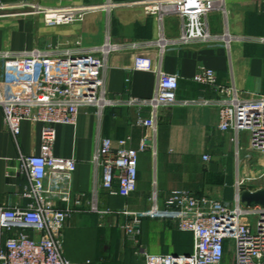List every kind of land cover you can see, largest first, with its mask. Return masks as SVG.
<instances>
[{
  "label": "crops",
  "instance_id": "crops-1",
  "mask_svg": "<svg viewBox=\"0 0 264 264\" xmlns=\"http://www.w3.org/2000/svg\"><path fill=\"white\" fill-rule=\"evenodd\" d=\"M142 1L146 0H0V52L18 54L39 49L52 55H80L108 39L119 46L118 52L106 58L99 56L106 65L103 77L107 98L123 104L106 108L99 116L92 108L81 109L75 126L55 127L52 155L75 160L71 190L85 196L63 233L65 257L75 264H143L141 249L158 256L193 252L192 234L168 222L142 220L136 245L129 242L122 229L124 217L113 215L99 225L98 216L88 211L86 201L101 178L92 164L100 138L114 144L126 140L129 148L137 150L147 137L153 146L138 156L135 192L128 198L101 193L102 208L139 212L150 208L153 195L161 206L175 191L231 201L237 191L236 150L246 148L247 135L217 129V107L200 103L215 95L192 78L201 70L211 69L220 84L234 86L244 98L264 95V44L259 41L264 35V0H224L205 15L208 33L226 35L228 45L191 43L172 50L162 49L157 43L161 37L172 40L180 36V18L146 16L140 6H130ZM32 7L90 11L81 22L46 26L42 15ZM137 53L152 58L153 72L132 70ZM155 70L176 75L178 88L177 104L158 111L153 133L137 124L139 118L149 117V109L126 102L152 98L157 85ZM13 75L14 60L10 58L4 66L5 80L12 81ZM41 129L40 124L24 121L15 140L3 124L0 108V206L26 205L21 194L27 182L16 173L18 158L40 153ZM64 207L59 204V208Z\"/></svg>",
  "mask_w": 264,
  "mask_h": 264
},
{
  "label": "built area",
  "instance_id": "built-area-1",
  "mask_svg": "<svg viewBox=\"0 0 264 264\" xmlns=\"http://www.w3.org/2000/svg\"><path fill=\"white\" fill-rule=\"evenodd\" d=\"M223 1L146 0L130 6H140L146 16L180 18V36L172 40L161 37L157 43L162 49L172 50L191 43L228 45L226 35L209 34L203 22L205 15ZM32 9L42 15L46 26L81 22L90 11L77 7ZM262 13L264 16V3ZM259 41L264 44V35ZM118 51L119 46L108 39L104 45L80 55H52L49 50L39 49L18 54L0 52V108L6 130L16 140L22 122L42 126L40 153L18 158L16 173L24 176L27 182L21 194L26 205L0 206V264H75L65 257L63 233L75 208L82 207L85 196L71 190L77 166L75 160L52 155L55 127L75 126L81 109L92 108L99 116L104 109L123 104L107 98L103 77L104 58ZM10 58L14 60V75L12 81H6L4 66ZM154 69V61L149 55H134L132 70L153 72ZM155 72L157 85L152 98L126 102L130 106L149 109V117L139 118L137 124L153 133L158 111L177 104L178 88L176 75ZM192 81L214 93V99L200 103L217 107L219 131L247 135L246 148L236 150L237 191L234 199L227 201L220 196L175 191L161 206L153 195L150 208L139 212L124 209L113 212L102 208L101 193L128 198L135 192L138 156L153 147L147 137L141 140L137 150L129 148L126 140L114 144L102 137L92 157V164L101 178L86 201V207L98 216L100 226L107 217H124L122 229L129 242L135 245L142 220L168 222L179 231L192 234L191 254L158 256L141 249L139 254L143 264H228V255L231 258L229 264H264V207H246L238 197L243 190L253 191L244 185L260 179L259 169L264 168L261 164L264 158V95L244 98L234 86L220 84L216 72L211 69L197 72ZM59 204L65 207L61 209Z\"/></svg>",
  "mask_w": 264,
  "mask_h": 264
},
{
  "label": "water",
  "instance_id": "water-1",
  "mask_svg": "<svg viewBox=\"0 0 264 264\" xmlns=\"http://www.w3.org/2000/svg\"><path fill=\"white\" fill-rule=\"evenodd\" d=\"M239 201L246 207L262 206L264 207V189L256 191L244 190L239 193Z\"/></svg>",
  "mask_w": 264,
  "mask_h": 264
},
{
  "label": "rangeland",
  "instance_id": "rangeland-1",
  "mask_svg": "<svg viewBox=\"0 0 264 264\" xmlns=\"http://www.w3.org/2000/svg\"><path fill=\"white\" fill-rule=\"evenodd\" d=\"M255 160H256V156H254ZM261 164L263 165L264 167V158L261 159ZM258 176H260L261 178L258 179L257 181L255 182H248L246 186L248 189H264V168H261L259 169V173H258ZM244 187V188H246ZM230 256L228 255L227 256V262L228 264L230 263Z\"/></svg>",
  "mask_w": 264,
  "mask_h": 264
}]
</instances>
